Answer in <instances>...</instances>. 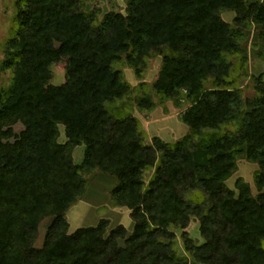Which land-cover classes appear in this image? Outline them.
<instances>
[{
	"label": "trees",
	"instance_id": "obj_1",
	"mask_svg": "<svg viewBox=\"0 0 264 264\" xmlns=\"http://www.w3.org/2000/svg\"><path fill=\"white\" fill-rule=\"evenodd\" d=\"M94 1L16 2L4 61L12 84L0 99V264H264V72L254 76L256 95L241 122L207 145L211 157L198 164L191 138L148 142L118 66L126 61L141 76L160 54L153 89L189 104L182 119L194 132L234 122L232 74L245 67L253 26L264 43V0H127L125 12L102 18ZM221 10L235 11L233 23ZM65 57V81L54 84L53 68ZM138 105L155 102L147 94ZM79 145L81 164L73 156ZM239 157L259 165L256 194L243 177L235 189L227 184ZM96 170L119 179L112 198L131 209L130 235L122 224L108 232L107 218L69 232L67 210L83 194L85 173ZM193 217L202 243L187 230Z\"/></svg>",
	"mask_w": 264,
	"mask_h": 264
},
{
	"label": "rangeland",
	"instance_id": "obj_2",
	"mask_svg": "<svg viewBox=\"0 0 264 264\" xmlns=\"http://www.w3.org/2000/svg\"><path fill=\"white\" fill-rule=\"evenodd\" d=\"M16 2L17 0H0V99L8 96L12 84V70L4 66V61L7 58V43L16 29ZM90 7H96L102 18L110 10L125 12L127 0H95L90 4ZM219 15L227 22L233 23L236 13L233 10H221L219 11ZM244 47L247 48L245 67H239L232 74L233 78L236 79L239 92L238 103L240 108H237L238 120L236 119L230 123L221 121L214 126L203 127L197 132H194L182 119L189 105L188 103L179 106L173 100H163L153 89V84L159 76L162 65V55L153 54L148 59V65L141 76H138L126 61L119 63L118 66L123 70L126 80L132 85L130 98L134 103V114L139 118L143 130L147 133L148 142H152L154 136L161 137L164 141L170 143H177L186 138H191L194 142L193 158L195 162L206 164L211 156L207 153L205 147L220 137L223 132L234 128L237 123L241 122L246 113L247 98L256 95L254 76H258L264 72V43L259 41V29L256 26H253L248 32V38L244 42ZM66 64L67 58L65 57L54 66L52 83L62 84L65 81ZM147 94L155 102L153 109L141 108L138 105L140 100ZM22 128L21 124L15 126L16 132H19ZM60 129L61 136L59 141L64 142L66 140L64 126L61 125ZM73 156L75 162L81 164L84 159V145L75 147ZM258 168L259 165L257 163H253L244 157H239L237 159V169L227 180V184L229 187L235 189L236 179L243 177L250 183L253 193L256 194L257 189L254 179ZM152 173L148 172L146 174L147 180ZM85 177L87 178V185L82 196L67 210L66 216L69 222V232H74L79 227L97 225L101 218H107L109 219L108 232L122 224L127 228L128 235H130L135 224L131 215V209L126 206L115 205L112 198V190L119 183V179L115 175L99 170L85 173ZM53 219L54 217L50 216L40 223L36 246L41 247L44 244L48 226L52 223ZM187 230L193 238L201 243L203 242L198 218H192ZM181 233L182 230H177V242L180 253H184Z\"/></svg>",
	"mask_w": 264,
	"mask_h": 264
}]
</instances>
